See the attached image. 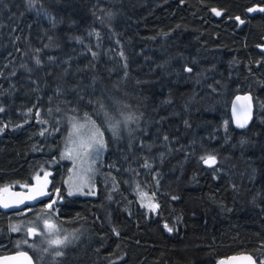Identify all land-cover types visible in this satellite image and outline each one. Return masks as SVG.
<instances>
[{
	"label": "trees",
	"instance_id": "obj_1",
	"mask_svg": "<svg viewBox=\"0 0 264 264\" xmlns=\"http://www.w3.org/2000/svg\"><path fill=\"white\" fill-rule=\"evenodd\" d=\"M33 5L0 0V192L47 173L50 195L27 214L0 212V255L24 250L38 264L10 225L56 199L52 218L75 238L61 256L42 250L45 264H215L240 253L264 264V0ZM246 92L255 116L239 131L230 108ZM86 115L108 146L93 198L67 194L61 153L72 118ZM208 156L216 167L203 166Z\"/></svg>",
	"mask_w": 264,
	"mask_h": 264
},
{
	"label": "snow or ice",
	"instance_id": "obj_2",
	"mask_svg": "<svg viewBox=\"0 0 264 264\" xmlns=\"http://www.w3.org/2000/svg\"><path fill=\"white\" fill-rule=\"evenodd\" d=\"M29 6L33 5V0H28ZM256 9H249V11H255ZM260 11H264V8L259 9ZM216 11V10H213ZM217 15H220V12H216ZM237 20H239V17H236ZM244 21H240V23H243ZM123 55V53H121ZM37 64H40L41 61L39 58L35 61ZM187 71H192L191 68L186 69ZM0 111H3L2 108H0ZM39 115V113H37ZM85 120V124H80L79 121L73 117L72 118V131L69 133L68 140L65 144V151L62 153V158H73V152H76V158H87L89 156V153L91 152L93 154V163L95 162V159L99 157L101 150L105 147L104 139H103V133L101 132L100 128L96 126L95 121L91 120L90 116H85L83 118ZM132 116H128L125 118V123L127 121L132 120ZM109 125L111 127V130L113 134H117V129L119 127V121L113 122L111 117H109ZM41 123H46V121H41ZM87 126L88 131L87 133H83L82 130ZM243 127V125H241ZM43 135V133H41ZM165 139H167L165 137ZM201 159L204 161L205 164H209L210 166L215 163V157L208 156V157H201ZM84 162L83 160L81 161ZM148 167L149 165H145ZM85 172L92 171L91 164L88 165L86 169H84ZM47 173H45V179L47 177ZM39 179V177H37ZM89 178L85 175L83 176L79 183H73L72 178L69 177V189L72 187H75L78 191H83V188L88 185ZM7 191V189H4ZM58 191V190H57ZM42 195H49V193L41 192ZM54 194V193H53ZM68 195H72L73 192L71 190H67ZM86 194H94L91 190ZM145 194H142V197ZM34 198V197H32ZM175 199V197H174ZM22 202V201H21ZM2 203V206L7 208L10 205L7 202L0 201ZM56 203L55 200H53L51 203L47 205V209L43 210L39 216L36 217V221L40 222L42 224V234L43 239L41 243L46 244L47 246L43 248V251H48L49 248L56 247L57 250L55 252L56 256H61L63 253L59 249L63 246H65L67 243H71V240L69 239V235H72L73 238H75V234H69L64 235L63 238L59 236V232L61 231L55 224L50 223L52 220L51 212H54L55 209L53 208V205ZM149 207H158V205H148ZM51 210V211H49ZM12 231H20L21 225L13 224L10 225ZM164 227L167 229L168 232H172L173 229L169 227L167 224L164 225ZM26 232V236H36L40 235L41 233L37 232V223L36 222H30V226H27L24 228ZM116 235H119L118 232H116ZM22 243H28V240L25 239L22 241ZM34 246V245H32ZM21 255H25L26 253H21Z\"/></svg>",
	"mask_w": 264,
	"mask_h": 264
},
{
	"label": "water",
	"instance_id": "obj_3",
	"mask_svg": "<svg viewBox=\"0 0 264 264\" xmlns=\"http://www.w3.org/2000/svg\"><path fill=\"white\" fill-rule=\"evenodd\" d=\"M264 51V47H262ZM190 73L189 71H187ZM231 121L236 130H245L249 128L255 116V105L253 95L249 92L237 94L231 103ZM243 125V127H241ZM214 157V156H213ZM203 166L214 168L218 164L215 157V163L211 166L202 161ZM41 192L49 193L48 185L34 183L26 189H11L0 192V201L7 202L10 206L5 208L0 203V212L4 214L21 213L38 207L49 195H42ZM34 197V198H32ZM22 201V202H21ZM31 237V236H30ZM21 253H26L21 255ZM0 264H37L34 257L27 251H18L15 253L0 255ZM215 264H259L254 256L249 253L233 254L219 259Z\"/></svg>",
	"mask_w": 264,
	"mask_h": 264
},
{
	"label": "rangeland",
	"instance_id": "obj_4",
	"mask_svg": "<svg viewBox=\"0 0 264 264\" xmlns=\"http://www.w3.org/2000/svg\"><path fill=\"white\" fill-rule=\"evenodd\" d=\"M76 119L79 121L80 124H85V120L84 119H79V118H76ZM91 120H93V119H91ZM95 124H96L97 127L100 128L101 132L103 133V139H104V144H105V147L101 150L99 157L95 159V162L93 163V154L91 152L89 153V156L87 158H83V157L76 158V152L75 151L73 152V158H64L65 160H68L71 163V169H70L69 177L72 178V182L73 183H79L80 179L83 176H85V175L89 178L88 185L86 187H84L83 191L81 192V191L76 190L75 187H72L71 189H69V183H68L69 177H68L67 180L65 181V185H66V190H71L73 192V194L71 196H83V197L93 198V197H96V195L98 193V187H97V182H96L97 171H98L100 165L105 160V156H106V153H107L108 146H107V140H106V136L104 134V131L101 129V127L96 122H95ZM71 125H72V122H71ZM71 131H72V126H70V129H69V132H68L67 137L65 139V142L63 143L62 152L61 153H63L65 151V144H66V142L68 140L69 133ZM87 131H88V128L86 126L82 130V132L86 134ZM82 160L84 161L83 163L81 162ZM89 164H91V166H92V171L85 172L84 169H86ZM36 183L45 184V185L49 186L48 177H46V179H45V177L39 178V179L36 180ZM90 190L92 192H94V194H86ZM54 200L56 201V199H54ZM51 202H49V203H51ZM48 204L45 205L44 210L47 209V205ZM149 205H152L151 200L149 201ZM53 208L55 209V211L51 212V213L55 214V215H58V207L56 206V203L53 205ZM29 211L30 210L25 211V212H21V213H18V214H27ZM49 211H51V210H49ZM40 214H41V212L37 213L34 217H30V218H28L26 220L20 221L17 225H21L22 227H21V230L17 231V232L24 234V236L26 237L25 239L28 240V243H26V244L23 243V246H27V247L39 252V256L40 257L39 258L37 257L38 264H45L46 259L41 254L44 245H46L44 243H41V241L43 239L42 224H40V222L36 221V217L39 216ZM30 222H36L37 223V232L41 233L40 235L31 236V237L26 236V232H25L24 228L27 227V226H30ZM50 223L55 224L57 226V228H59L61 230L59 232V236L61 238H63L64 235H68L67 231L64 230V228H61L54 221L53 218L50 221ZM69 239L72 242V240H73L72 236H70ZM67 244H71V243H67ZM32 245H34V246H32ZM15 248L18 249V248H23V247L17 245Z\"/></svg>",
	"mask_w": 264,
	"mask_h": 264
}]
</instances>
